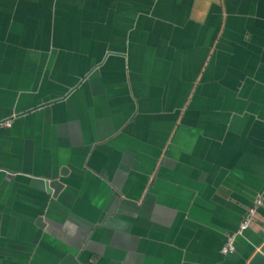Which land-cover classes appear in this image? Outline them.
Masks as SVG:
<instances>
[{
	"label": "crops",
	"instance_id": "crops-1",
	"mask_svg": "<svg viewBox=\"0 0 264 264\" xmlns=\"http://www.w3.org/2000/svg\"><path fill=\"white\" fill-rule=\"evenodd\" d=\"M10 117L0 264H248L264 243L257 207L221 252L264 196V0H0Z\"/></svg>",
	"mask_w": 264,
	"mask_h": 264
},
{
	"label": "built area",
	"instance_id": "built-area-1",
	"mask_svg": "<svg viewBox=\"0 0 264 264\" xmlns=\"http://www.w3.org/2000/svg\"><path fill=\"white\" fill-rule=\"evenodd\" d=\"M12 119L13 117L0 120V128L9 127L11 125ZM257 207H264V196L255 199L254 205L247 210L244 219L239 225V228L234 233H231L230 235L227 236L226 241L221 248L222 253L224 254L231 253L235 250L234 242L236 235L240 234L243 230H245L249 226L250 221L253 219Z\"/></svg>",
	"mask_w": 264,
	"mask_h": 264
},
{
	"label": "water",
	"instance_id": "water-1",
	"mask_svg": "<svg viewBox=\"0 0 264 264\" xmlns=\"http://www.w3.org/2000/svg\"><path fill=\"white\" fill-rule=\"evenodd\" d=\"M44 104H47V103H44ZM43 105H40V106H43ZM49 186L54 190V194H55L62 187V183L56 179H52L49 183ZM248 264H264V243L261 245L260 249L251 257Z\"/></svg>",
	"mask_w": 264,
	"mask_h": 264
}]
</instances>
